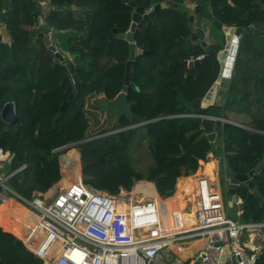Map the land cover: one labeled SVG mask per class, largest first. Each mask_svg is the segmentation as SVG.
I'll use <instances>...</instances> for the list:
<instances>
[{"label":"trees","instance_id":"trees-1","mask_svg":"<svg viewBox=\"0 0 264 264\" xmlns=\"http://www.w3.org/2000/svg\"><path fill=\"white\" fill-rule=\"evenodd\" d=\"M47 1L51 9L38 27L39 0H0V23L12 38L5 42L0 32V112L7 102H13L17 114L15 124L6 123L0 115V148L13 155L0 172L9 175L25 166L9 178L8 185L26 198L34 191L47 192L62 178L61 156L66 152L62 147L110 131L86 135L91 131L90 118H98L96 110L103 107L98 96L103 93L114 99L126 91L134 118L123 115L114 130L143 124L77 145L82 161L103 158L83 167L84 184L116 195L132 191L139 181L154 182L159 195L166 198L175 193L180 177L190 176L178 182L175 201L180 204L182 191L192 192L199 179V174L191 175L199 169L200 161L215 152L221 163L236 173L256 168L255 187L243 183L237 189L243 199L240 220L264 221V133L229 124L219 156L205 135L202 118L190 115L203 113L204 109L192 108L191 103L204 99L219 76L218 53L226 37L223 27H239L244 32L223 114L235 121L250 115L255 128L264 132V36L254 32L256 28L264 32V0H202L204 22L198 28L190 20L192 12L185 0H172L178 8L166 4L167 0ZM131 1L145 9L161 4L134 32L138 48L156 51L136 58L132 81L138 89L125 84L130 44L119 37L133 22L136 7ZM194 32L201 40L208 38V32V48L192 41ZM40 33L55 37L60 50L82 64L76 68L81 85L72 90L75 96L63 113L61 106L73 83L64 78L70 59L53 66L57 59ZM207 50L211 54L200 66L184 62L202 57ZM206 112L220 113L221 109L209 106ZM75 154L72 150L70 156ZM145 159L146 168L139 169L137 163ZM213 163L206 162L205 174H210ZM5 212L0 205V213ZM6 223L9 225L7 215ZM0 264H43V260L14 234L0 228ZM255 264H264V251Z\"/></svg>","mask_w":264,"mask_h":264},{"label":"built area","instance_id":"built-area-1","mask_svg":"<svg viewBox=\"0 0 264 264\" xmlns=\"http://www.w3.org/2000/svg\"><path fill=\"white\" fill-rule=\"evenodd\" d=\"M39 1L43 20L51 6L47 0ZM232 36L230 43L236 33ZM12 157L0 148V171ZM24 167L9 175L0 172V205L13 200L36 215V225L28 226L18 239L43 264H234V260L255 264L259 256L244 234L262 225L226 215L216 169L213 176L201 175L180 204L175 192L159 198L170 202L167 205L157 198H133L127 211H122L116 209L119 194L95 189L83 180L63 183L64 175L47 192L34 191L26 198L8 185L9 178ZM195 242L203 243L196 252L192 250Z\"/></svg>","mask_w":264,"mask_h":264},{"label":"water","instance_id":"water-1","mask_svg":"<svg viewBox=\"0 0 264 264\" xmlns=\"http://www.w3.org/2000/svg\"><path fill=\"white\" fill-rule=\"evenodd\" d=\"M262 0H260L261 2ZM125 2H127L125 0ZM130 4L133 7H136L135 12L133 14V22L131 24L130 30L127 33L119 34V37L122 39L128 40L130 44V57L126 63V77H125V84L126 86L131 85L134 89H138V86L132 81L135 66H136V58L140 55H151L155 53L154 50H143L138 48L134 38V32L136 30L137 24L141 22L142 19H149L155 15L161 8V4H155L154 7L145 9L142 6L137 7V3L135 1H131ZM166 4L170 6H174L175 8L179 7V4L172 1L167 0ZM195 14L190 16V20L194 22L196 27H200L201 24L204 22V18L200 15L202 11V0H196L195 2ZM1 28L0 32L5 42H9L12 40L11 35L7 27L4 25L3 22L0 23ZM232 30L236 31V37L234 39V43H230V36L232 34ZM224 31L227 33L228 36L225 37V44L222 50L218 53V58L221 63V69L219 76L215 82V84L211 87L207 95L204 99H196L191 103V107L195 109H204L203 113L201 114H192L202 118V128L204 129L205 135L209 142L211 143L212 147L217 150L219 156L223 154V145L224 142L222 140V135H225V131L229 124H233L236 126L242 127V124L234 122L223 115L224 105L225 102L230 94L229 87H230V79L234 70V64L237 57L238 51V35H242L244 32L243 28L239 27H225ZM256 34L263 35L264 32L255 29L254 31ZM40 37L44 38L46 46L55 54L57 61L53 64L56 66L58 62L66 61L65 56L60 52L58 47L52 42L50 36L45 35L44 33L39 34ZM232 39V38H231ZM192 41L198 44H201L205 48H208L210 41L208 39L201 40L198 38V33L194 32L192 35ZM211 54L210 50H207L206 53L197 59L194 60H185L184 62L191 66H200L201 64L205 63L209 55ZM229 54V55H227ZM68 73L65 75V79L71 78L73 83L68 87V91L71 92L70 96L67 100H65L61 106V112H65L69 102L74 98V93L72 90L74 88H78L81 85V79L76 73V68L81 67L82 64H76L74 59L67 61L66 63ZM100 106H103L107 109L108 115V128L111 130L105 134L97 135L82 141L77 142L76 144L90 141L99 137H103L106 135H110L112 133H117L122 130H127L130 128H134L141 124H135L128 127H124L121 129L114 130V126L120 124L121 117L126 115L129 119H133L131 106L132 102L128 99V93L126 91L120 92L114 99H108L106 97H102L99 99ZM209 106H215L218 109H221V113H207L206 109ZM1 118L8 124H15L17 121V114L15 104L13 102H7L0 112ZM191 115V114H190ZM258 132V130H253ZM264 133L263 131H259ZM103 158H98L96 160L88 161V162H81L82 167L94 165L97 162L102 161ZM224 175L226 181V191L232 195V198L227 202L229 207H233L234 203L237 201V189L241 184H247L251 188L255 187V183L253 181V177L256 174V168L252 169L249 173H236L228 164H224ZM234 264L236 261L234 260Z\"/></svg>","mask_w":264,"mask_h":264},{"label":"rangeland","instance_id":"rangeland-1","mask_svg":"<svg viewBox=\"0 0 264 264\" xmlns=\"http://www.w3.org/2000/svg\"><path fill=\"white\" fill-rule=\"evenodd\" d=\"M51 38H52V36H51ZM62 53L66 57V60H68L69 57L66 55V52L62 51ZM90 110H92L91 107L89 108V112H90ZM93 111H95V110L93 109ZM96 111H98V118L97 117H96V119L95 118H92V119L90 118L92 125H90L91 126L90 127L91 131H89L88 134H86L87 136L95 134V133H98V132H100L102 130L109 129L108 128V121H107V119H108L107 111L104 110L103 107H100V109H97ZM99 121H100V123H98ZM247 124H248L247 126L250 125L249 122H247ZM77 142H79V141H73V142L68 143L66 146H64V149H66V152L64 154H62V156H61V160H63V162H61V173L64 176H66V175L68 176L66 181L64 182L66 184L70 183V181H72V182L75 181V180L76 181H80V179H81L80 177H82L83 167L81 165L82 160H81V157H80L81 155H80L79 149L77 148V145H78V144H76ZM72 150H74L76 154L73 155V156H70ZM206 162H208V161H206ZM206 162L200 163V169H199V171H198V173L196 175L199 174V176H200V175L205 174L204 173V163H206ZM147 163H148L147 159H145L141 163L140 162L137 163L139 165L138 168L139 169H145L146 167H144V166L147 165ZM215 168H216V164H215ZM79 174H80V176H79ZM209 175H211V174H209ZM219 175H220V178H219L220 188L222 189V192H223L224 196L226 197L225 200H224L225 213H226V215L229 218H231V219H233L235 221H238L240 219L239 212L241 210V206L235 204L233 207H228L227 199L228 198H232V195L226 191V181H225V175H224V169L223 168L220 169V174ZM177 191H178V189H177ZM146 192L149 193L148 195H150L152 191H150V189H148ZM117 197H119L120 200L123 198V200L126 201V202H124V206H125V210L124 211H126L129 208L133 198L136 201L137 200L144 201V199H142L144 197L140 198V195H138V191H137L136 185L133 187L132 191L128 192V191L124 190V191L120 192ZM128 199H129V201H127ZM1 220H3V219H1ZM12 220H14V219H12ZM8 223H9L10 226L5 222V224L8 225L9 227L12 226V227L16 228L15 225H13V222L10 223V221L8 220ZM16 229H19V228H16ZM247 231H245L246 236H248V234H249V232H247ZM251 232L252 231H250V233ZM254 233L256 235L255 236V243H256V246L258 245L257 248L259 249V247H260L261 249L262 248L264 249V245L262 243V239H263L262 235H264V227L262 229L260 227H258L256 229V231H254ZM24 236H25V234H24ZM18 237L19 236H17V238Z\"/></svg>","mask_w":264,"mask_h":264},{"label":"crops","instance_id":"crops-1","mask_svg":"<svg viewBox=\"0 0 264 264\" xmlns=\"http://www.w3.org/2000/svg\"><path fill=\"white\" fill-rule=\"evenodd\" d=\"M195 2H196V0H185V4L190 8V11L192 12V14H195V6H194V4H195ZM231 2V1H230ZM232 3V2H231ZM201 14V13H200ZM44 24V19L43 20H40V24H38V27H41L42 25ZM203 24V23H202ZM201 24V25H202ZM195 27H196V25H194ZM225 27H227V26H224L223 27V30H224V28ZM252 27L253 28H255L254 27V25L252 24ZM197 28V27H196ZM257 29V28H256ZM260 30V29H259ZM254 31H255V29H254ZM262 31V30H261ZM225 32V31H224ZM233 33H236V31L235 30H233L232 31V34ZM232 34H231V36H230V41H231V38L232 37H234V36H232ZM225 35L226 36H228L227 35V33L225 32ZM259 35V34H258ZM207 36H208V38H205V39H208L209 41H210V39H209V34H208V32H207ZM260 36H264V34L263 35H260ZM219 37V36H218ZM51 40H52V42H54L55 41V37H53V38H51ZM223 49V48H222ZM72 60H73V58H72ZM98 98L100 99V98H102V97H100V96H98ZM218 109V108H217ZM216 113V112H215ZM220 114V113H219ZM224 115V114H223ZM236 119V118H235ZM230 120H233L232 118H230ZM237 120H239V121H235V120H233L234 122H237V123H240V124H242V127L243 128H247V127H252L251 125H249V126H247L248 124H247V117L246 116H241V117H238V119ZM242 122H244L245 124H243ZM222 140H223V142H224V135H222ZM224 145H225V143H224ZM224 145H223V147H224ZM208 157H209V159L207 160V161H209V160H213L214 162H215V164H216V176H217V173H219L220 174V169L221 168H224V165L221 163V159H220V157H217L216 155H215V152H212V153H210L209 155H208ZM61 162H63V160H61ZM201 162H206V161H201ZM200 162V163H201ZM206 163H204V171H205V167H206V165H205ZM199 169H200V167H199ZM199 169L197 170V172L196 173H194V174H192L191 176H196V174L198 173V171H199ZM212 172H213V166H212V170H211V172H210V174L212 175ZM62 176H63V174H62ZM66 178H64V181H63V183L66 181V179H67V175L65 176ZM185 177H190V176H182V177H180L179 179H178V182H179V180L180 179H184ZM81 178V180H82V177H80ZM76 181V180H75ZM141 181H139V182H137V184L138 183H140ZM144 182H148V181H144ZM178 182H177V186H176V193H177V189H178ZM137 184H135L136 185V188H137V191H138V195H140V198H142V197H144V198H142V199H147V198H149V197H152V198H157V200H158V202H160V203H164V205H166L165 204V202H161V200L159 199V198H163V197H161L160 195H159V193H158V191H157V188H156V184H154L153 182H148V184H149V186L147 187V189H145V190H140L139 188H138V185ZM151 184V185H150ZM193 186H194V184H193ZM193 186H192V190H193ZM150 187V188H149ZM148 189H150V191H152L151 192V194L150 195H148L149 193H147L146 191L148 190ZM188 193H191V192H187L186 190H183L182 191V196L183 197H185ZM224 195V194H223ZM147 196V197H146ZM226 197L224 196V199H225ZM231 198H228L227 199V202L230 200ZM160 200V201H159ZM243 203V199L237 194V201L234 203V205L235 204H237V205H240L241 206V204ZM2 206V205H1ZM15 206H20V207H22L21 205H19V204H16L14 201H12V202H10L8 205H6L4 208H5V210H6V212L4 213V214H0L1 216H0V221L1 222H3V227H1V225H0V228H2L4 231H7V232H10V233H12V234H14L12 231H10V230H8V229H6V227H8V228H11V229H13V230H15L16 232H18L19 233V230H21V224L22 223H20L19 224V221H22V216H21V214L22 213H18V214H16L17 212H19V211H17V209H16V207ZM229 207V206H228ZM16 209V210H14V209ZM9 212V213H8ZM13 214V215H12ZM16 214V215H15ZM242 214V210H240V212H239V215H241ZM6 215L8 216V220L10 221V223L11 222H13V225H15V227L16 228H19V229H16V228H14V227H9L8 225H6L5 224V222H6ZM15 215V216H14ZM3 216V217H2ZM21 218V219H20ZM1 219H3V220H1ZM12 219H14V220H12ZM20 219V220H19ZM240 220V219H239ZM241 221V220H240ZM242 222V221H241ZM243 223H245V222H243ZM251 223V222H250ZM257 223H259L260 225H262V226H260V228L262 229L263 227H264V222L262 221V222H257ZM256 229L257 228H252V229H249L247 232H249V234H248V236H246V234H244V240L246 241V242H248V244H249V246H251L253 249H256L257 251H258V254L260 255L261 253H263V251H264V249L262 248H260L259 247V249L257 248V246H256V243H255V233H254V231H256ZM250 231H252L251 233H250ZM254 234V238L252 237V235ZM16 237H17V235L16 234H14ZM263 236V239H262V243H263V245H264V235H262ZM23 237V236H22ZM193 245V247H192V250L193 251H197L198 249H200L201 248V246L203 245V243H199V242H195V243H193L192 244Z\"/></svg>","mask_w":264,"mask_h":264},{"label":"bare ground","instance_id":"bare-ground-1","mask_svg":"<svg viewBox=\"0 0 264 264\" xmlns=\"http://www.w3.org/2000/svg\"><path fill=\"white\" fill-rule=\"evenodd\" d=\"M233 31V30H232ZM201 163H203V162H201ZM215 165V163L213 164V166ZM214 169H213V172H212V175H214ZM216 174V173H215ZM211 175V176H212ZM201 176V175H200ZM199 176V177H200ZM138 185V188L140 189V190H145V189H147V187L149 186V184H148V182H144V181H141L140 183H138L137 184ZM192 200L194 199V198H191ZM13 200H9L8 202H5V203H3V204H1L2 206H6V205H8L10 202H12ZM127 201H129V199L127 200ZM137 201H140V200H137ZM160 201V200H159ZM124 202H126L125 200H123V198L120 200V198L119 197H117V205H116V209L117 210H122V211H124L125 210V206H124ZM16 207V209H17V211H19V212H17L16 214H18V213H22L21 214V216L23 217L22 218V221H19V224L20 223H22L21 224V230H19V232L20 233H18V232H16L15 230H13V229H11V228H8V227H6V229H8V230H10V231H12V232H14V233H16V235H18V236H23L24 237V234H26L28 231V229H27V227L29 226V227H31V226H34V225H36V223L38 222V220H37V217H36V215L34 214V213H32L29 209H27V208H25L24 206H22V207H20V206H15ZM14 209V208H13ZM16 209H14V210H16ZM27 211V212H26ZM127 211V210H126ZM28 213V214H27ZM15 214V215H16ZM14 215V216H15ZM21 219V218H20ZM19 219V220H20ZM264 222V221H263ZM252 237L254 238V234L252 235Z\"/></svg>","mask_w":264,"mask_h":264},{"label":"flooded vegetation","instance_id":"flooded-vegetation-1","mask_svg":"<svg viewBox=\"0 0 264 264\" xmlns=\"http://www.w3.org/2000/svg\"><path fill=\"white\" fill-rule=\"evenodd\" d=\"M241 36H242V35H241ZM221 50H222V49H221ZM253 72H254V74H256V75H261V73H260L259 71H253ZM234 74H235V71L233 70V73H232V76H231V79H230L231 81H232V78H233ZM231 81H230V84H231ZM262 81H263V79L260 78L259 85H262ZM229 88H230V87H229ZM254 107H255V106H254ZM256 107H259V106L256 105ZM103 108H104V110L107 111V109H106L105 107H103ZM214 113H215V112H214ZM220 113H221V112H220ZM254 113H255V114H258V111L254 109ZM217 114H219V113H217ZM246 117H247V121H248V122L250 123V125L252 126V127H247L246 129L249 130L250 132H256V131H253V130H258L257 133H261V132H259V131H261V130L255 128L251 116H250V115H247ZM232 121H233V120H232ZM231 125H233V124H231ZM213 164H214V163H213ZM212 166H213V165H212ZM213 169L215 170V165L213 166ZM212 176H213V175H212Z\"/></svg>","mask_w":264,"mask_h":264}]
</instances>
